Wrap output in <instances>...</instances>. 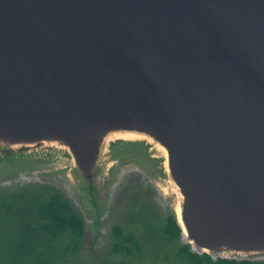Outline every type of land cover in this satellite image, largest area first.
I'll return each instance as SVG.
<instances>
[{"label":"water","instance_id":"water-1","mask_svg":"<svg viewBox=\"0 0 264 264\" xmlns=\"http://www.w3.org/2000/svg\"><path fill=\"white\" fill-rule=\"evenodd\" d=\"M42 147L91 202L158 151L188 244L264 254V0H0V165Z\"/></svg>","mask_w":264,"mask_h":264},{"label":"rangeland","instance_id":"rangeland-1","mask_svg":"<svg viewBox=\"0 0 264 264\" xmlns=\"http://www.w3.org/2000/svg\"><path fill=\"white\" fill-rule=\"evenodd\" d=\"M42 147L31 153L47 155L42 160L0 165V264H14L10 248L18 238V221L8 213L26 193L41 189L61 194L83 223L79 246L59 264H184L176 253L188 244L181 235L169 240L163 228L169 219L177 223L178 197L165 178L158 151L123 148L101 162V191L91 202L82 190L71 161L59 150ZM5 208H2L4 207ZM120 236V237H118ZM133 237L138 247L132 253H115L122 237ZM70 242L69 234L57 240L60 248ZM213 260L218 258L209 254ZM55 259V258H54ZM264 261V254L235 260Z\"/></svg>","mask_w":264,"mask_h":264},{"label":"trees","instance_id":"trees-1","mask_svg":"<svg viewBox=\"0 0 264 264\" xmlns=\"http://www.w3.org/2000/svg\"><path fill=\"white\" fill-rule=\"evenodd\" d=\"M8 210L18 221V238L10 248V260L14 264H59L57 259L75 252L79 246L83 233L82 220L58 192L41 189L26 193ZM180 232L173 217L163 228V234L169 240L178 241ZM66 233L69 234L70 242L62 249L57 240L65 238ZM131 246L137 248V241L131 236L122 237L114 245L113 252L130 254ZM176 256L184 264H264V261L244 259L213 260L207 254L191 252L186 245L179 248Z\"/></svg>","mask_w":264,"mask_h":264},{"label":"bare ground","instance_id":"bare-ground-1","mask_svg":"<svg viewBox=\"0 0 264 264\" xmlns=\"http://www.w3.org/2000/svg\"><path fill=\"white\" fill-rule=\"evenodd\" d=\"M118 135H119V134H111V135L108 136V139H111L112 137H114V136H118ZM124 135H126V136H128V137H137V135H133V134H124ZM140 137H141V136H140ZM177 218H178V221H179V223H180L181 221H180V216H179L178 210H177ZM183 239H184L185 241H187L185 237H183ZM192 246H193V245H192ZM193 248H194V246H193Z\"/></svg>","mask_w":264,"mask_h":264}]
</instances>
